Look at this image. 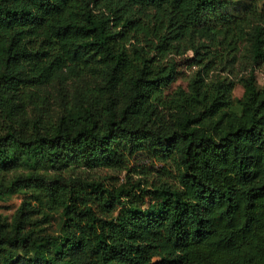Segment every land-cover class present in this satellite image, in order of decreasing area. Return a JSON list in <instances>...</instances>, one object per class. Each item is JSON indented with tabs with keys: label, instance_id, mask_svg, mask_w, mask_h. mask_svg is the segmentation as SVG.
I'll list each match as a JSON object with an SVG mask.
<instances>
[{
	"label": "trees",
	"instance_id": "16d2710c",
	"mask_svg": "<svg viewBox=\"0 0 264 264\" xmlns=\"http://www.w3.org/2000/svg\"><path fill=\"white\" fill-rule=\"evenodd\" d=\"M233 1L0 0V198L37 189L0 220V264H264V0L237 15ZM245 43L252 62L233 70ZM173 55L194 70L163 112ZM54 83L55 121L40 94ZM143 154L176 159L177 183L85 173Z\"/></svg>",
	"mask_w": 264,
	"mask_h": 264
},
{
	"label": "rangeland",
	"instance_id": "374dc122",
	"mask_svg": "<svg viewBox=\"0 0 264 264\" xmlns=\"http://www.w3.org/2000/svg\"><path fill=\"white\" fill-rule=\"evenodd\" d=\"M261 0H234L232 5L229 7V11L237 15L243 12L250 5L260 6ZM192 52L189 50L184 56H191ZM175 61L173 64V75L174 79L172 83L164 88L161 92L153 98V103L157 109L164 111H171L173 106V100H175L179 93H188L190 89V84L192 80L193 67H188V61L183 60L180 56H172ZM252 62L250 56V46L245 43L237 54V59L235 63L230 66L233 70H237L242 66H246ZM260 73L264 74V64H260ZM260 78V77H259ZM262 81V79L260 78ZM67 92H61L59 86L54 83L49 86L42 87L40 94L47 98V104L45 107L49 109L48 115L55 121L62 113H64L65 105H67L66 94L71 99L75 101L77 98V84L69 83L67 86ZM243 89L240 83L234 84L231 90V102L232 108L236 111L238 109L239 100L242 98ZM38 111L32 106L29 107L28 117H36ZM49 117V118H50ZM27 170L19 169L15 172L8 173L4 175L5 180L11 179L16 174H24ZM88 176L101 181L107 187H118L120 184L126 183V181L135 182L139 181L141 188L151 189V183H158L160 181H165L170 184L177 183L178 165L176 159L169 158L166 160H159L148 156L147 154L140 155L135 159L129 160L126 169L121 171L109 169V168H99L94 170H89L87 172ZM83 173V174H85ZM140 193L139 190H135ZM37 189L30 185L22 187L16 193L9 196L0 198V220L7 223L11 222L17 209L23 203H34V197L36 195ZM128 198V197H127ZM147 200V197H145ZM33 218H38L35 216ZM59 218L53 217L50 222L45 225L47 233H56L59 229Z\"/></svg>",
	"mask_w": 264,
	"mask_h": 264
},
{
	"label": "built area",
	"instance_id": "2783aa9c",
	"mask_svg": "<svg viewBox=\"0 0 264 264\" xmlns=\"http://www.w3.org/2000/svg\"><path fill=\"white\" fill-rule=\"evenodd\" d=\"M259 77L262 79V81H264V74L259 73Z\"/></svg>",
	"mask_w": 264,
	"mask_h": 264
}]
</instances>
